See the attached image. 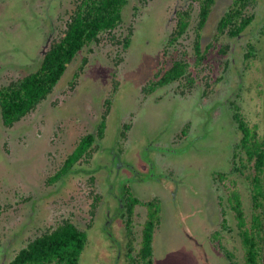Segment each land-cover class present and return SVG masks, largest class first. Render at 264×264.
Segmentation results:
<instances>
[{
	"label": "rangeland",
	"instance_id": "rangeland-1",
	"mask_svg": "<svg viewBox=\"0 0 264 264\" xmlns=\"http://www.w3.org/2000/svg\"><path fill=\"white\" fill-rule=\"evenodd\" d=\"M75 1L0 0V85L39 66L43 47L65 27ZM232 1L216 3L203 30V48ZM191 2L130 0L115 30L119 38L133 27L127 51L104 35L79 53L54 91L13 127L5 128L0 114V264L42 229L68 217L88 232L80 264H128L121 217L125 183L138 198L162 201L156 264H229L211 239L220 227V203L226 205L228 195L213 173L229 170L232 147L241 137L231 101L237 100L249 123L264 131V0H257L256 18L243 34L222 36L200 65L193 51L197 3L188 32L166 49L177 10ZM250 43L256 51L247 59ZM84 57L88 61L73 83ZM183 57L195 77L192 90L182 93L185 88L174 82L145 97L142 87L159 68ZM111 96L106 136L93 160L80 161L51 183L80 138L96 131ZM189 121L190 132L180 138ZM125 124L130 128L121 144ZM230 178L237 180L249 211V182L240 175ZM96 195L101 200L92 216ZM228 215L233 232H224L222 242L242 261L235 216L231 210ZM145 218L146 207L139 206L138 231Z\"/></svg>",
	"mask_w": 264,
	"mask_h": 264
},
{
	"label": "trees",
	"instance_id": "trees-1",
	"mask_svg": "<svg viewBox=\"0 0 264 264\" xmlns=\"http://www.w3.org/2000/svg\"><path fill=\"white\" fill-rule=\"evenodd\" d=\"M130 0H76L65 27L53 38L39 66L7 84L0 85V114L5 128L13 127L18 121L30 114L55 89L73 60L87 46L100 42L104 35L117 40L123 51L132 43L134 33L130 26L125 35L117 38L115 30L123 22V11ZM147 0H140L143 4ZM218 0H192L190 5L176 12V24L168 36L166 49L175 45L191 26L193 4H198L195 27V63H203L208 50L220 42L222 36L240 37L256 18L257 0H233L217 21L212 40L203 48V30L207 25ZM227 51L229 44H223ZM256 48L250 43L245 58L255 56ZM88 58L84 57L73 83L83 71ZM228 64V60H225ZM189 60L177 58L170 66L162 65L143 87L145 97L174 82H180L182 93L191 91L195 84ZM112 96L107 97L105 110L96 131L84 134L75 148L67 155L61 167L49 178L51 183L70 173L80 161L91 162L100 149L106 136L108 116ZM232 118L237 123L241 137L232 147L230 168L227 171L215 170L213 178L228 187L227 204L221 205L220 227L212 231L211 239L216 248L223 252L229 264H264V131L261 134L257 125H251L237 100L231 101ZM191 121L183 127L178 136L185 137L190 132ZM130 124H125L121 132L122 143L127 137ZM231 175L246 178L250 186V209L247 211L242 191L237 180ZM231 179L230 186L226 184ZM95 177L90 178L94 183ZM122 190L121 217L126 233L125 259L128 264H156L154 238L162 220V201L158 196L143 200L133 192L131 186L124 184ZM96 195L92 209L95 216L101 200ZM146 207V218L138 231L135 227L137 208ZM229 210L234 213L237 233L243 249V259L238 260L235 252L222 242L223 233H232ZM88 242V232L71 218L62 219L55 225L42 229L26 244L20 247L6 264H80L81 256Z\"/></svg>",
	"mask_w": 264,
	"mask_h": 264
},
{
	"label": "water",
	"instance_id": "water-1",
	"mask_svg": "<svg viewBox=\"0 0 264 264\" xmlns=\"http://www.w3.org/2000/svg\"><path fill=\"white\" fill-rule=\"evenodd\" d=\"M50 43H51V37L48 39V41H47L45 47H43V48H45V49L43 50V53H44V54H46L47 49H48V47L50 46Z\"/></svg>",
	"mask_w": 264,
	"mask_h": 264
}]
</instances>
